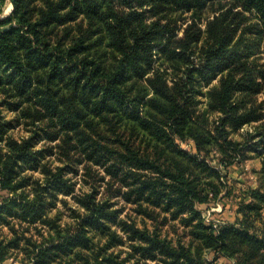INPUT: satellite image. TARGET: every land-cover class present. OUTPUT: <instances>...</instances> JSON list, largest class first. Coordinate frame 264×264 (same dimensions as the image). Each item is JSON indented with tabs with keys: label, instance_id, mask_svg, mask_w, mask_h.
I'll use <instances>...</instances> for the list:
<instances>
[{
	"label": "clouds",
	"instance_id": "obj_1",
	"mask_svg": "<svg viewBox=\"0 0 264 264\" xmlns=\"http://www.w3.org/2000/svg\"><path fill=\"white\" fill-rule=\"evenodd\" d=\"M95 4L100 21L84 0H0V45L15 29L82 86L103 73L88 91L123 117L79 90L52 114L0 86V264H264V16L242 0ZM218 25L233 32L222 58ZM30 84L56 92L40 72Z\"/></svg>",
	"mask_w": 264,
	"mask_h": 264
},
{
	"label": "trees",
	"instance_id": "obj_2",
	"mask_svg": "<svg viewBox=\"0 0 264 264\" xmlns=\"http://www.w3.org/2000/svg\"><path fill=\"white\" fill-rule=\"evenodd\" d=\"M68 3H71V0H67ZM105 4H110L111 0H103ZM163 2L169 6H171L174 10H179L184 5V0H163ZM244 4L245 11L249 10V2L251 3V7L255 8L257 12H259L262 16H264V0H242ZM85 10L88 11L89 15L95 18L97 21L101 20L99 9L96 8L95 0H84ZM77 9L73 8V12ZM110 12V9H109ZM55 19V17H53ZM139 18H137L138 20ZM239 27L240 21L234 17L233 21ZM256 29L255 25H249L245 28L246 32L253 33V30ZM15 29L7 34L6 37L2 38L6 41V43L0 45V63L7 61V67L3 69L4 73H7L5 76H0V86L3 85H11L13 92L12 95L16 96L20 99L21 103L31 100L33 95H41L43 98L39 101L45 105H51L49 108L50 113L54 114L55 104L54 100L60 97L63 92L66 91H76L79 90L82 98H90V103L93 105V109L97 108L103 112L104 116H109L111 114H115L119 118H123L119 111L116 110V104L113 101H109L107 104L104 103L103 97H96L91 95L88 89L92 88L93 84L97 80L106 79L103 73L99 75H94L93 79L88 81L87 85H81L79 81L81 79H87V77H75L69 79V75L75 68L67 69L64 74H61V70L57 68L54 58L49 54V58H44L38 49H33L30 46V43L25 41L24 38L16 35ZM155 33L156 35H153ZM152 33L141 32L137 37V47L134 52V57H142L147 56L148 47L150 41H155L157 39V35H160L159 30L156 26H153ZM114 40L119 43V33L115 30L112 32ZM210 35L215 39V49L218 53L219 57H223L224 52L227 51V46L231 44L230 36H233V32L230 30V25H218L211 30ZM16 41L17 46H11L12 41ZM37 40L39 41V34H37ZM47 48L48 45H45ZM23 52L24 59L27 61L26 64H21L19 62V57L14 55L17 52ZM211 51V50H210ZM230 62V61H229ZM129 63L132 67H136L137 63L135 58H131ZM209 63L215 65L219 63V59L217 56H209ZM243 65H238V68H242ZM11 69V72H9ZM118 71V69H117ZM33 72H40L44 75L49 83H51L55 88L56 92L54 95L49 96L47 93H41L39 90L36 92H29L31 87L30 80L32 79ZM43 83V81H40ZM246 87H253L252 83H248ZM26 93H28L26 95ZM62 102V101H61ZM20 105H9L12 110H16ZM112 110V111H110ZM71 116V113H69ZM61 119H65L64 116H61ZM75 120V117H72ZM127 123V121H126ZM142 123V122H141ZM70 130V129H69ZM145 137L149 140H152V136L148 133L146 127L140 129ZM87 139V137H85ZM155 144V141H152ZM101 151L107 153L108 149H102ZM18 159H24L26 162L29 159L27 152L23 155L17 157ZM103 159V156L100 157Z\"/></svg>",
	"mask_w": 264,
	"mask_h": 264
},
{
	"label": "rangeland",
	"instance_id": "obj_3",
	"mask_svg": "<svg viewBox=\"0 0 264 264\" xmlns=\"http://www.w3.org/2000/svg\"><path fill=\"white\" fill-rule=\"evenodd\" d=\"M252 34H258L256 29L253 30V33Z\"/></svg>",
	"mask_w": 264,
	"mask_h": 264
}]
</instances>
